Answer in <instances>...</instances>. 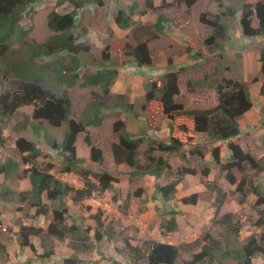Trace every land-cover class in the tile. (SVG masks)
Wrapping results in <instances>:
<instances>
[{
    "label": "trees",
    "instance_id": "obj_1",
    "mask_svg": "<svg viewBox=\"0 0 264 264\" xmlns=\"http://www.w3.org/2000/svg\"><path fill=\"white\" fill-rule=\"evenodd\" d=\"M47 1L51 0H0V85L3 86V90L0 92V146L4 144L2 134L5 121H10L22 108L31 107V114H23L22 120L16 121L14 130L20 132L30 127L34 135L43 139L47 147L50 148V152L62 153L64 173L77 174L83 185L76 188L62 179L55 178L49 171L52 168L51 164H47L46 171L41 169L36 165V160L45 155L34 142L28 141L24 137L17 138L15 150L21 155V163L29 167L20 172V163L17 160L8 159L4 163H0V175L5 181L9 177H13V174L18 179L27 177L31 183V189L15 193L1 185L0 200L5 202L15 197L17 202L25 203L29 209L34 210L32 218L47 217L48 213L52 212L51 221L46 230L20 225L17 234L18 245L21 248L34 250L31 240L33 237L52 238L58 241L69 239L73 243V252L78 257L80 252L88 250L85 242L89 240V234L92 232L93 241L96 243L102 240H114L115 242L122 240L121 253L124 255H119L127 264H139L142 261H145L146 264H224L227 258L234 261L228 264H253L252 259L264 252V234L259 240L256 239V236L251 235L242 245L236 239L230 240L229 237L237 234L240 227L232 222L229 215L216 218L226 201L227 193L221 187L208 181L204 183L205 188L216 194L213 203L214 214L210 223L212 226H220L224 229L223 234H220L217 239L205 234L203 238L188 244L173 245L157 240H145L134 246L125 236L119 238L120 240L116 237V227L119 226V223H106L99 213L93 216L95 226H86L83 218L77 213L68 214L65 203L68 196L73 204H81L95 192L100 194L112 190L117 181L107 170L102 173L91 171L85 160L76 156L75 148L77 136L83 133L87 127H101L109 113L115 112L124 115L133 112V106L125 100H128L125 94L111 92V86L117 78L120 68L116 62L111 60L109 50L130 56L132 58L130 60L131 67L140 71L138 73L140 75H143L146 70L142 68H152V58L146 41L131 45L115 40L104 47L100 59L95 60L93 65L91 64L96 71L93 73L84 72L80 75V69L84 68L81 58L82 55L90 52V45L87 42L79 41L86 34L87 27L81 24L78 18L85 7L94 12L96 8L103 6L105 0H53L56 7L66 4L68 10L64 13L55 10L48 13L46 26L51 34L40 43L31 37L32 27L26 28L22 20L32 13L36 4ZM130 1V4L124 8H119L114 16V22L119 30H126L132 27V24L135 25L136 22L132 20L134 15H144L146 12H154L158 8L154 7L153 0H144L142 7L138 0ZM161 1L164 8L172 5L164 4L165 0ZM196 1L173 0V3L178 7L185 4L187 8H190ZM210 1L222 10V0ZM234 4L230 6L229 10L226 8L227 11L224 12L229 17H234L236 13L240 12L238 24L241 35L245 38L264 37V1L248 4L244 0H235ZM224 12H222V17L225 16ZM255 20L256 27L253 25ZM166 22L167 19L158 14L152 28H155L158 33H162ZM200 22L212 29L211 34L204 41L207 49L192 51L191 48H188L186 66H181L178 69L166 68L164 72L160 70L161 77L158 81L146 83L145 102L157 101L160 104L161 113L170 121L167 127L168 141L151 138L140 158L139 149L144 143L142 136L128 132L125 122L120 118L112 123V133L116 138V141L109 145L112 163L128 167L129 180L143 176L160 178L165 172L171 171L167 159L169 156L181 155L180 157L185 160V155L180 152L184 144L174 136L177 130H181L184 134L191 130L195 133L206 134L212 143L236 139L240 135L238 121L252 108L246 82L222 79L215 87L218 102L213 108L186 109L175 100L180 94L179 75L184 71L203 70L211 61L209 54L212 55V52L216 51V47L221 48L218 41L225 40L227 36L228 27L221 20L219 21V16L215 17V20H210L202 15ZM138 27L143 29L141 25ZM44 59L49 60L43 61ZM259 62L262 76L260 94H264V50L260 52ZM205 64L206 66H204ZM223 70L227 71L228 68L223 67ZM220 75L222 78L224 77L221 71ZM257 81V78L252 80V82ZM75 87L91 90V99L82 110L78 120L70 118L72 102L68 90ZM132 115L134 119L138 117L136 113ZM175 121H178L177 126L174 124ZM44 123L52 128L66 124L67 128L60 135V141H56L55 137L50 136L46 131L47 128L41 127ZM84 141L90 147L89 160L102 165L104 161L102 150L91 144L88 133H85ZM227 149L230 151L227 164H221L219 148H211L210 151L212 161L219 166L221 171L235 167L242 174L248 167L256 174L264 172V165L258 163L250 154L245 153L239 145L228 142ZM153 152H159L161 155L154 156ZM191 154H197L201 160L203 159L200 152L193 150ZM162 155L167 156L163 157ZM197 172L202 178H206L209 169L199 164L197 170L188 168L177 170L173 181L162 186L155 185L153 199H159L166 204L173 199L176 187L182 177L195 175ZM225 178L230 185H236L235 192L244 200L248 193L245 179L241 178L237 182L229 172L226 173ZM249 182L253 183L252 180ZM140 193L141 191L138 190L136 195L138 196ZM252 193L258 198L256 203L263 205L264 192L261 186H253ZM44 199L50 203L55 202L56 205L49 207ZM126 200H129V196L126 197ZM180 202L185 205H195L197 195L182 198ZM124 205L126 207L123 208L127 210L128 202H125ZM100 213H102L101 210ZM177 215H181L178 210L167 211L159 215L161 219L159 227L163 234L178 230ZM259 226H264V218H258L255 227ZM9 230L10 228L5 226L0 219V234ZM79 242L82 244L79 245ZM194 249H199V251L192 252ZM182 252H192L190 259L181 260ZM53 255V248L48 246L36 258L39 262L45 263L51 261ZM5 256H7L5 245L0 242V258ZM76 256L64 258L62 264L81 262ZM111 260L113 259L111 258ZM27 261V264L32 262L31 259ZM113 264L118 263L113 260Z\"/></svg>",
    "mask_w": 264,
    "mask_h": 264
},
{
    "label": "rangeland",
    "instance_id": "obj_2",
    "mask_svg": "<svg viewBox=\"0 0 264 264\" xmlns=\"http://www.w3.org/2000/svg\"><path fill=\"white\" fill-rule=\"evenodd\" d=\"M258 1L264 0H244L248 4H255ZM126 2L130 4L131 1L106 0V2L104 1V5L96 8L94 12H91L88 7H85L81 11L78 20L80 19L81 24L87 27V32L79 41L87 42L90 45V52L82 55L81 59L87 65V68L80 69L79 74L95 72L96 70L91 64L93 65L95 60H99L104 47L115 40L127 42L131 45L146 41L152 58V68H142L146 70L143 75H140L138 74L140 71L131 67L130 60L132 58L130 56L121 55L118 51L109 50L111 60L116 62L119 65L118 68H120L118 76L111 86L113 88L112 93L125 94L128 97V100H125L133 106V112L124 115L115 112L109 113L101 127H88V131L85 129L83 133H80L76 139V146L80 150L86 146L83 138L85 133H88L91 144L100 148L104 156L103 164H97L96 167H93V163L87 160L88 168L91 170L92 167L93 172L97 173L107 170L117 181L114 183L112 190H107L100 194L95 192L81 204H73L69 199L70 196H68L65 200L68 214L77 213L83 218L86 226H95L93 216L99 213L106 223H119V226L116 227V237L119 239L125 236L131 245L135 242H137L135 244L137 245L145 240H164L169 242L168 244L173 245L188 244L196 239L203 238L205 234H209L214 239H217L220 234H223L224 229L223 227L212 226L211 223H207V218H213V203L216 198L215 192L207 190L204 186V183L208 181L221 187L227 193L226 201L216 218L229 215L232 222L238 224L240 227L237 234L229 237L230 240L232 238L236 239L240 245L246 243L248 237L251 235L256 236V239L259 240L264 234V226L255 227V224L258 218H264V204L258 205L256 203L258 198L252 193V188L255 185H260L264 192V172L256 174L248 167L245 168V172L242 174L235 167H230L227 171H221L219 166L215 165L212 161L210 154L211 148H215L216 142L212 143L206 134L195 133L192 130L185 134L181 130L175 131L174 136L179 138L184 144L180 152L185 155V160L180 157L181 155L167 157L171 171L165 172L158 179L143 176L129 180L128 171H125L128 167L122 165L120 166L121 169L118 170L119 167L113 165L111 152L108 151H110L109 145L116 141L112 133V123L118 118L124 119L130 125L129 129L134 134L142 136L144 143L139 149L140 158L151 138L164 142L168 141V138H161V135H163L161 129L164 121L167 119L161 113L160 104L157 101L145 102L144 100L147 90L146 83L148 81H158L161 77L160 70L164 72L174 61L176 62L179 59L185 58L188 48H191L192 51L206 50L207 47L204 45V41L211 34L212 29L202 24L200 18L202 15H205L206 19L215 20V17L219 16V21L221 20L228 27V40L218 41L219 46L222 43V50L216 47V51L214 50L212 55L209 54L211 61L207 66L206 64L204 65L206 67L203 70L188 72L186 75L182 72L179 75L178 86L180 95L176 97V101L188 109L213 108L218 102L215 87L222 79L246 82L250 89V99L253 106L240 119L242 127L241 136L237 140H229L228 142L239 145L245 153L250 154L258 163L260 162L264 165V94H260L259 92V82H252L254 78L262 80V76L259 75L260 64L258 58L260 51L264 49V41L258 42L256 41L257 39H248L242 36L238 26L239 17L226 16L222 18V12L229 10L231 5H235V0H222V10L210 0H197L188 9H186L185 4H181L180 7L176 6L173 0H165L164 4L172 5L164 8L161 0H153V3L160 7H156L157 9L154 12H146L147 15L142 20L147 23L136 22L128 30L113 29L115 27L113 21L117 8L125 7ZM138 2L142 7L144 0H138ZM226 8L227 10H225ZM52 10L64 13L68 10V7L66 4L62 7H56L53 0L42 2L36 4L32 9V13L22 20L26 28L32 27L31 37L37 42H43L51 34L46 26V18ZM161 13L166 14L164 15L166 17L170 16L174 23L171 25L170 30L165 28L162 33H158L155 28H152V25L156 22V15ZM139 25L143 29H140ZM254 26H256V22H254ZM255 56L256 58L253 60ZM48 60L44 59L43 61ZM223 67H227L228 70L222 71ZM220 71L222 72V76L224 75L223 78L220 75ZM193 85L196 86L194 90ZM2 87L0 85V92L3 90ZM69 94L72 102L70 118L78 120L82 110L91 99V90L75 87ZM144 104L146 107L143 106ZM30 113L31 107H24L10 121H5L2 134L4 144L0 146V163L4 157L11 156L10 158H15L20 163L21 170L27 167L26 164L21 163V155L17 153L13 146L15 138H33V131L29 127L25 131L16 132L13 127H15L16 121L22 120L23 114L29 115ZM133 113L137 114L138 117L136 119L133 118ZM174 124L177 126L178 121H175ZM41 127L47 128L46 131L50 136L55 137L56 141H60V135L67 128L66 124L58 128H52L46 123ZM41 143L43 144L42 141ZM39 145L41 149H44V144V147L41 144ZM193 150L200 152L203 155V159L201 160L197 154H191ZM229 152L226 142L219 145L221 164H227L230 156ZM153 153L154 156L161 155L159 152ZM44 155L36 160L37 166L45 170L47 164H51L52 168L49 171L55 178L62 179L74 187H82L81 180L77 174L64 173L65 168L62 164L64 157L61 152L53 151L50 154L45 153ZM162 156L165 157L167 155ZM199 164L203 165V167H208L209 174L206 178H202L199 172L195 175H185L177 185L172 200L164 204L159 199H153L156 184L161 186L166 185L175 179L177 170L182 168L197 170ZM227 172L231 173L237 182L241 178L245 179L248 193L245 195L244 200L235 192L236 185H230L227 182L225 178ZM250 180L253 181L252 184L249 182ZM138 190L141 193L137 196L136 192ZM194 194L197 195L195 205H185L180 202L182 198L190 197ZM127 196H129V200H126ZM44 202L49 207L56 205L55 202L50 203L46 199H44ZM125 202H128L129 205L127 210L123 208L126 207L124 205ZM100 210L102 213H100ZM171 210L181 212V215H177L176 219H179V222H181L180 226L182 227L180 230L170 233L169 238H164L162 233L159 234L157 231H154L153 222H157L160 219V214ZM17 212V218H14V222H8L10 230L4 234H0V242L5 245L7 252V256L0 258V264H27V260L29 259L32 260L30 264H43L36 257L48 246H51L54 250L52 238H31L33 250L31 248H21L14 242V236L17 237L20 225L34 226L46 230L51 221L52 212L50 211L47 217L37 216L32 218L34 210L29 209L25 203H19ZM30 212H33V214ZM141 214H144L142 218H154L151 220L152 223L149 227L151 236L146 233L141 238L138 234L140 231L139 226L133 224L136 219L141 218ZM122 218L123 222L121 221ZM88 238L89 240L85 242L88 250L80 252L82 256L78 254L82 259L77 264H113V260L118 264H127L119 255H124L121 253V249L123 248L122 240L118 242L114 240H102L96 243L93 241L92 232ZM60 243L63 244V247L61 250H58L55 257V260L59 262L58 264H62L64 258L76 256L72 249L73 243L69 239L59 241L58 245ZM78 244L82 243L79 242ZM19 247L22 251L19 250ZM198 251L199 249H194L192 252ZM191 253L182 252L180 259H190ZM230 262L234 261L227 258L224 264ZM252 263L264 264V252L256 255L252 259ZM139 264H146V262L142 261Z\"/></svg>",
    "mask_w": 264,
    "mask_h": 264
},
{
    "label": "crops",
    "instance_id": "obj_3",
    "mask_svg": "<svg viewBox=\"0 0 264 264\" xmlns=\"http://www.w3.org/2000/svg\"><path fill=\"white\" fill-rule=\"evenodd\" d=\"M105 2H106V0H105ZM129 4V2H126V6ZM104 5V4H103ZM153 5H154V7H160L159 5H157V4H154L153 3ZM120 8H124V6L123 7H120ZM119 8H117V10H118ZM186 9H188V8H186ZM147 13H149V12H147ZM147 13H145L144 15H134L133 17H132V20H133V22H139L140 21V23H142V24H145V23H147V22H144L143 20H142V18L143 17H145L146 15H147ZM224 14H225V16L224 17H222V18H225L227 15H226V13L224 12ZM160 15H166V14H163V13H161ZM239 15H240V13L238 12V13H236V15H235V18L236 17H239ZM156 17H157V15H156ZM166 19H167V22L164 24V28H163V30L165 29V28H167V29H169L170 30V27H171V25L174 23V21L172 20V18L170 17V16H168V17H166V16H164ZM140 18H141V20H140ZM224 23V22H223ZM113 24L115 25V27H113V29H118V27L116 26V24H115V22L113 21ZM112 24V25H113ZM227 26V25H226ZM131 28V27H130ZM128 30V29H127ZM163 32V31H162ZM227 35V34H226ZM225 40H228L227 39V36H226V39ZM256 41H264V40H256ZM222 43H221V50H222ZM204 51V50H203ZM257 56V55H256ZM256 56L255 57H253V60H255V58H256ZM83 62V61H82ZM187 62H188V55L185 57V58H183V59H179L178 61H174L171 65H170V69H178L179 67H181V66H186V64H187ZM84 63V62H83ZM84 68H87V65L84 63ZM184 75H186V74H188V71H184V73H183ZM196 88V86L195 85H193V90ZM73 90V88L72 89H69L68 90V92L70 93L71 91ZM113 91V88H111V92ZM249 91H250V89H249ZM180 95V94H179ZM178 95V96H179ZM177 96V97H178ZM175 100H176V98H175ZM186 108V107H185ZM186 109H188V108H186ZM190 109H193V108H190ZM31 110H32V108H31ZM19 111H21V110H19ZM250 111V110H249ZM31 114V113H30ZM29 114V115H30ZM28 115V114H27ZM124 122H125V120L124 119H122ZM169 120H165L164 121V124H163V126H162V129H161V131L163 132V135H161V138L162 137H165V139L166 138H168V124H169ZM238 123H239V126H240V135L238 136V137H240L241 136V133H242V127H241V124H240V119H239V121H238ZM104 124V122L102 123V125ZM125 124H126V129H127V131L128 132H130V133H133V131H131L130 129H129V127H130V125L127 123V122H125ZM87 129V131H88V127L86 128ZM153 131H155V130H153ZM17 132V131H16ZM15 132V133H16ZM157 133V132H156ZM199 134H202V133H199ZM149 135H150V133H149ZM77 137H79V135L77 136ZM85 137V136H84ZM238 137L236 138V140L238 139ZM34 138V139H33ZM33 138H28L27 140L28 141H31V142H34L35 144H36V146L41 150V152L42 153H46V154H50V152H49V147H47V145L45 144V142L43 141V139H41V138H39L38 137V135H33ZM15 139H17V138H15ZM41 141L43 142V144H44V146H43V144L41 143ZM83 141H84V138H83ZM84 143H85V141H84ZM221 143H223L222 141H220V142H216L215 143V145H214V147H218L219 148V145H221ZM39 144H41L43 147H44V149H41L40 148V145ZM11 147V146H10ZM14 148H15V142H14V146H13ZM88 146L86 145L84 148H81V150L79 149V148H77V146H76V142H75V148H76V150H77V156L79 157V158H82V159H84L85 160V163H87L86 161L87 160H89L88 158H89V148L90 147H88ZM108 152H110V151H108ZM81 154H84V155H81ZM51 156H53V155H51ZM11 156H6V157H4L3 159H2V161H1V163H4L6 160H8V159H14V160H16L15 158H10ZM93 167H96V163H93ZM114 165V164H113ZM115 167H119L118 168V170H120L121 168H120V166H122V165H114ZM114 167V168H115ZM28 169V166L26 167V168H24V170H27ZM91 170L93 171V169H92V167H91ZM128 170V169H127ZM127 170H125V171H127ZM19 171L21 172V171H23V170H21V167L19 168ZM94 171H96L95 169H94ZM79 178V177H78ZM80 179V178H79ZM81 180V179H80ZM81 183V185H83V182L81 181L80 182ZM1 185L2 186H5V188H7L8 190H10V191H12V192H15V193H19V192H25V191H28V190H30L31 189V183H30V181H29V179L26 177V178H22V179H18L17 177H16V175L15 174H13V177H9V178H7V180L5 181L4 180V178L0 175V187H1ZM81 185H79V186H81ZM78 187V186H77ZM76 187V188H77ZM18 205H19V202H17L16 201V198L15 197H13V198H11L9 201H1L0 200V214H1V216H0V219H1V221H2V223L5 225V226H7L8 227V222H14V218H17V214L16 213H18L17 212V207H18ZM31 214H33V212H30ZM213 213V212H212ZM143 215L144 214H141L140 216H141V218H138V219H136L134 222H133V224H135V225H138L139 226V228H140V231H139V236L142 238V235H145L146 233H148V235L149 236H151V233H149L150 231H149V227H150V224L152 223L151 222V220H153L154 218H142L143 217ZM210 219L211 218H207V223L209 224L210 223ZM122 222H123V218H122V220H121ZM176 221H177V224H178V230H180V228L182 227V226H180L181 225V222H179V219H176ZM160 222H161V219H159L157 222H153L154 223V227H153V229H154V231H157L159 234L160 233H162L161 232V230H160ZM124 226V225H123ZM177 230V231H178ZM18 231V230H17ZM17 233V232H16ZM174 233V232H173ZM163 234V233H162ZM170 234V233H169ZM169 234H163V237L164 238H169L170 237V235ZM163 237H161V238H163ZM146 239H149V238H146ZM160 242H163V243H169V242H166V241H164V240H159ZM14 242L15 243H17V237L16 236H14ZM140 242V241H139ZM58 243H59V241H57L56 239H53V244H54V255L53 256H51V261H49V262H45V263H43V264H58L59 262H57L56 260H55V257H56V254L58 253V250H61L62 249V243H60V245H58ZM137 242H135L133 245H135ZM18 244V243H17ZM19 250H20V247H19ZM20 251H22V250H20ZM18 252V251H17ZM79 254H81V253H79ZM81 256H82V254H81ZM78 259L80 260V259H82L79 255H78Z\"/></svg>",
    "mask_w": 264,
    "mask_h": 264
},
{
    "label": "clouds",
    "instance_id": "obj_4",
    "mask_svg": "<svg viewBox=\"0 0 264 264\" xmlns=\"http://www.w3.org/2000/svg\"><path fill=\"white\" fill-rule=\"evenodd\" d=\"M239 13H240V12H239ZM235 15H236V14H235ZM235 15H234V17H235ZM234 17H233V18H234ZM239 19H240V15H239ZM239 19H238V22H239ZM254 22H256V20H255ZM254 22H253V25H254ZM256 25H257V23H256ZM238 26H239V24H238ZM255 27H256V26H255ZM239 29H240V27H239ZM248 39L264 40V37H254V38H248ZM262 50H264V49H262ZM262 50H261V51H262ZM261 51H260V52H261ZM258 59H260V56H259ZM259 64H260V62H259ZM260 67H261V65H260ZM260 67H259V75H261V74H260ZM178 78H179V77H178ZM261 81H262V80H258V81H257V83L259 82L260 87H261ZM178 87H179V86H178ZM248 89H249V88H248ZM179 91H180V89H179ZM259 92H260V90H259ZM249 94H250V92H249ZM252 106H253V105H252ZM246 113H247V112H246ZM229 140H236V139H229ZM229 140L222 141V142H226V144H228V141H229ZM218 142H220V141H218ZM89 149H90V148H89ZM242 150H243V148H242ZM89 161H90V160H89ZM90 162H91V161H90ZM57 241H58V240H57Z\"/></svg>",
    "mask_w": 264,
    "mask_h": 264
}]
</instances>
